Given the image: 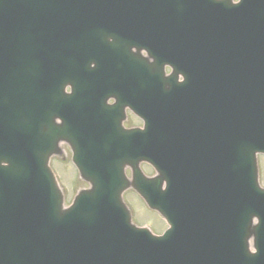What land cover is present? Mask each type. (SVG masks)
<instances>
[{"label": "water", "instance_id": "95a60500", "mask_svg": "<svg viewBox=\"0 0 264 264\" xmlns=\"http://www.w3.org/2000/svg\"><path fill=\"white\" fill-rule=\"evenodd\" d=\"M125 106L145 132L120 128ZM189 123L212 142L193 170ZM61 141L92 184L66 211L49 168ZM257 153L264 0H0V264H264ZM142 160L161 174L140 190L163 237L121 201Z\"/></svg>", "mask_w": 264, "mask_h": 264}, {"label": "rangeland", "instance_id": "374dc122", "mask_svg": "<svg viewBox=\"0 0 264 264\" xmlns=\"http://www.w3.org/2000/svg\"><path fill=\"white\" fill-rule=\"evenodd\" d=\"M62 148L63 153L60 156L52 159L51 166L56 173L61 189L65 195L66 205H69L77 191L82 188H86L87 184H85L83 181H80L79 184L74 185V178L76 183L79 181L78 172L72 162L67 163V165H63V161L71 158V153L67 146L63 145ZM142 169L146 175H154V170L149 166L143 165ZM128 192L133 193V191ZM127 200L133 209V218L135 215L136 222L139 225L149 226L155 233H160L167 227L158 214H151L149 210L147 211L146 206L140 198H138V201L136 198L134 199L133 197L129 196ZM143 210H146L145 212L147 213L143 212Z\"/></svg>", "mask_w": 264, "mask_h": 264}, {"label": "snow or ice", "instance_id": "6c2138e0", "mask_svg": "<svg viewBox=\"0 0 264 264\" xmlns=\"http://www.w3.org/2000/svg\"><path fill=\"white\" fill-rule=\"evenodd\" d=\"M237 2H239V0H237Z\"/></svg>", "mask_w": 264, "mask_h": 264}]
</instances>
